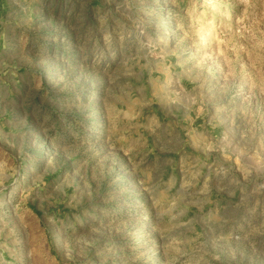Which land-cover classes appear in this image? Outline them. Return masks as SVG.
I'll return each mask as SVG.
<instances>
[{"label": "rangeland", "instance_id": "1", "mask_svg": "<svg viewBox=\"0 0 264 264\" xmlns=\"http://www.w3.org/2000/svg\"><path fill=\"white\" fill-rule=\"evenodd\" d=\"M0 264H264V0H0Z\"/></svg>", "mask_w": 264, "mask_h": 264}]
</instances>
